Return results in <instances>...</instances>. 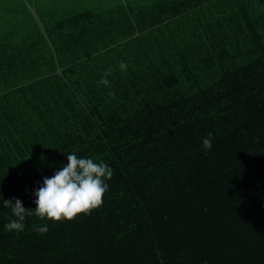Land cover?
I'll return each mask as SVG.
<instances>
[{
	"label": "trees",
	"instance_id": "16d2710c",
	"mask_svg": "<svg viewBox=\"0 0 264 264\" xmlns=\"http://www.w3.org/2000/svg\"><path fill=\"white\" fill-rule=\"evenodd\" d=\"M28 1L62 73L0 0V264H264V0ZM71 153L113 170L101 206L5 230Z\"/></svg>",
	"mask_w": 264,
	"mask_h": 264
},
{
	"label": "clouds",
	"instance_id": "9594fccd",
	"mask_svg": "<svg viewBox=\"0 0 264 264\" xmlns=\"http://www.w3.org/2000/svg\"><path fill=\"white\" fill-rule=\"evenodd\" d=\"M119 68L122 72L127 70V64L121 62ZM111 69L104 72L99 84L110 86L108 76ZM113 93H110L112 95ZM213 134L211 132L203 139L205 150L212 148ZM67 156V164L55 171L51 177L43 178L42 186L38 187L35 196V208L26 209L20 199H4L3 206L10 208L15 219L4 225L5 230L23 231L26 216L35 215L40 219L59 222L72 220L82 213H90L103 203V197L108 190L107 180L113 176V170L105 162H95L91 158H78L75 153ZM14 200V202H13ZM40 234H46L47 225L34 226Z\"/></svg>",
	"mask_w": 264,
	"mask_h": 264
},
{
	"label": "water",
	"instance_id": "95a60500",
	"mask_svg": "<svg viewBox=\"0 0 264 264\" xmlns=\"http://www.w3.org/2000/svg\"><path fill=\"white\" fill-rule=\"evenodd\" d=\"M24 2L26 3L28 9L30 10L34 20L36 21L41 33L43 34L45 40L47 41V43H48V45H49V47H50V49L52 51V54H53V57H54V60L56 62V66H57V69H56L55 73L61 74L62 73V68L58 64L56 50L54 48V45H53V43H52V41H51V39H50L45 27H44V24H43L40 16L37 13V10H36L34 4H31L28 0H24Z\"/></svg>",
	"mask_w": 264,
	"mask_h": 264
}]
</instances>
